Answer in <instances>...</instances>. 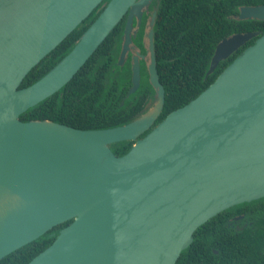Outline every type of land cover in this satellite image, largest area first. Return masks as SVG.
<instances>
[{
  "label": "water",
  "instance_id": "water-1",
  "mask_svg": "<svg viewBox=\"0 0 264 264\" xmlns=\"http://www.w3.org/2000/svg\"><path fill=\"white\" fill-rule=\"evenodd\" d=\"M102 1L0 0V196L7 191L23 203L3 215L6 203L0 200V260L72 220L27 264H175L198 227L228 208L264 198V33L234 34L218 43L206 76L258 36L205 90L154 127L164 88L152 32L155 99L139 118L100 130L20 121V114L73 78L128 11L122 60L133 14L140 18L149 0H109L66 56L20 88ZM235 19L264 21V5L241 7ZM138 71L135 64L128 93L139 85ZM123 141L134 143L117 156L109 146Z\"/></svg>",
  "mask_w": 264,
  "mask_h": 264
},
{
  "label": "trees",
  "instance_id": "trees-1",
  "mask_svg": "<svg viewBox=\"0 0 264 264\" xmlns=\"http://www.w3.org/2000/svg\"><path fill=\"white\" fill-rule=\"evenodd\" d=\"M108 1L103 0L33 67L20 88L39 80L66 56ZM259 5H264V0H160L153 42L159 81L164 88V105L152 127L197 97L258 36L219 62L206 76L218 43L234 34L264 33V21L235 19L241 7ZM122 26L120 21L69 82L20 114V121L48 120L80 130H100L126 125L143 115L153 90L141 86L128 93L129 70L114 64ZM133 143L123 141L109 147L121 156ZM71 222L53 227L2 258L0 264H27ZM175 264H264V198L228 208L198 227L192 243L180 253Z\"/></svg>",
  "mask_w": 264,
  "mask_h": 264
},
{
  "label": "flooded vegetation",
  "instance_id": "flooded-vegetation-1",
  "mask_svg": "<svg viewBox=\"0 0 264 264\" xmlns=\"http://www.w3.org/2000/svg\"><path fill=\"white\" fill-rule=\"evenodd\" d=\"M159 4H160V0H149L147 4L144 5L140 10V15H141L140 18H138L137 14H133L131 30L129 33L130 42L128 43V48L121 60L120 55L125 40L122 37L125 29V24L128 18V11L123 16V18L120 20L123 22L122 34L120 38V48L116 62L114 63L119 68H126L129 70L130 86L128 87V90H130V88L132 87L133 66L135 64L138 65L139 85L136 90L140 89L141 86H144L146 88H151L153 90L152 98L151 99L148 98L145 104V108L151 107L155 99V90L149 82V66L152 61L151 49H150L151 48L150 34L152 32V45L154 50L153 30L155 26V20H156L157 9Z\"/></svg>",
  "mask_w": 264,
  "mask_h": 264
},
{
  "label": "bare ground",
  "instance_id": "bare-ground-1",
  "mask_svg": "<svg viewBox=\"0 0 264 264\" xmlns=\"http://www.w3.org/2000/svg\"><path fill=\"white\" fill-rule=\"evenodd\" d=\"M158 108H159V104L153 110H151V112L148 115V117H149L148 119L154 117V115L158 111ZM8 119L9 120H13L14 119L13 115L9 114L8 115ZM40 127L46 129L50 133H54V134L62 135V136H69V133L65 132L61 128L54 127V126H52L50 124H43V125H40ZM0 200L5 201V203H6L4 209L2 210V214L3 215L8 213L7 210L13 209V208H15L14 210H16V209L20 208L23 205V203H21L20 201H17L14 197L9 195L7 191H3L1 193Z\"/></svg>",
  "mask_w": 264,
  "mask_h": 264
},
{
  "label": "rangeland",
  "instance_id": "rangeland-1",
  "mask_svg": "<svg viewBox=\"0 0 264 264\" xmlns=\"http://www.w3.org/2000/svg\"><path fill=\"white\" fill-rule=\"evenodd\" d=\"M139 138V137H138Z\"/></svg>",
  "mask_w": 264,
  "mask_h": 264
}]
</instances>
